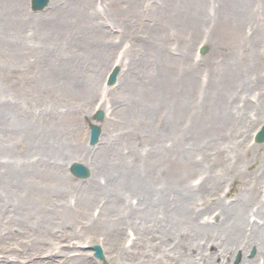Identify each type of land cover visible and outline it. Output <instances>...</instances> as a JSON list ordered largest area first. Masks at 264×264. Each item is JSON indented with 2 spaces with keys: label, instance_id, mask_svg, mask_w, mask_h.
<instances>
[{
  "label": "rangeland",
  "instance_id": "374dc122",
  "mask_svg": "<svg viewBox=\"0 0 264 264\" xmlns=\"http://www.w3.org/2000/svg\"><path fill=\"white\" fill-rule=\"evenodd\" d=\"M90 1L80 18L73 0H49L38 11L30 9V0H17L1 15L0 190H10L11 199L0 201V264H102L90 249L96 243L107 264H120L102 193L85 210L83 201L75 203L88 190H124L127 172L138 186L146 178L158 190H199V222L215 225L218 205L237 203L238 195L251 197L245 203L251 219L264 220V140H253L264 123V79H256L264 76V0H203L204 10L198 11L195 0L193 21L178 24L166 20L164 11L183 8L186 0H119L115 6ZM102 26L113 44L93 47L91 37ZM152 43L159 63L154 76L141 91L127 93L121 86L126 76L156 65L146 56ZM202 45L206 49L199 53ZM114 64L120 72L107 85ZM135 65L140 70L132 73ZM95 109L105 114L99 140L90 145L88 123ZM6 114L21 121L10 128L15 133L9 140L3 137ZM112 153L117 158L111 159ZM92 157L97 167L88 177L69 172L72 161L94 167ZM114 160L125 163L123 173ZM108 183L119 185L111 189ZM24 195L27 199H20ZM24 206L50 209L39 210L41 218L35 212L23 215ZM248 228L244 241L251 237ZM120 229L125 242L135 240L130 228ZM208 235L224 237L210 227ZM255 235L263 244L258 254L255 244L213 245L214 262L253 258L252 264H264V235ZM151 239L146 249L154 242L162 248L159 235ZM51 249L57 253L49 258L43 251ZM160 250L151 262L137 263L153 264L162 257Z\"/></svg>",
  "mask_w": 264,
  "mask_h": 264
},
{
  "label": "bare ground",
  "instance_id": "6f19581e",
  "mask_svg": "<svg viewBox=\"0 0 264 264\" xmlns=\"http://www.w3.org/2000/svg\"><path fill=\"white\" fill-rule=\"evenodd\" d=\"M16 1L17 0H0V20H2L1 15L7 12V10L13 8ZM118 1L119 0H106V4L115 6L118 4ZM90 2V0H73L74 8H72V10H76L80 18L82 13H87V10H89L91 4ZM164 2L168 4H175L174 0H164ZM194 2L195 0H186V4L180 3L183 8L178 5V7L175 6V8H169L168 13L165 10V19L169 21L170 17V19L172 18L174 22H177V24L181 23L182 20L186 18L193 21V18L190 16L192 15V11L195 7ZM196 8L197 11L199 9L204 10L203 0H199V2L197 1ZM229 9L231 10L232 7H229ZM219 10L220 8L218 6L217 12H219ZM183 11H185V13L182 15ZM6 25L10 26L9 23H6ZM6 34L7 37L8 33L6 32ZM90 41L93 47H98V45L110 46L113 44V37L111 33L102 26L99 28L98 34L93 35ZM150 47L152 49H148L146 56L149 54V59L153 57V61L156 62V65L153 66L151 63V67L149 68L148 66V68L144 71H141L138 65L131 67L132 73L137 69L140 71L133 74L132 77L126 76L124 81L121 83V86L127 93L132 94L136 90L141 91L151 82V79L154 76V70L159 63L156 59L157 56L154 54L155 43H152V45L150 44ZM158 50L159 55L161 56L162 49L158 47ZM137 73H140V76H138ZM256 77V79H264L263 75H257ZM136 83H142L143 85L142 87L137 88ZM19 122L21 121L16 116L11 117L10 115L9 117L6 114L3 125L5 126V131L3 133L5 140H9L13 135L12 133H15L12 132L10 128H19ZM26 128L28 129V127ZM22 131L25 132V128H22ZM43 147L47 148L48 146ZM43 155L46 160H50V156L46 153L40 154L39 157H42ZM110 156L111 159L112 157L117 158L114 153ZM91 159L93 164L97 162V159L94 157ZM113 162L120 168V170L122 169L123 173V166L125 163H122L120 160H114ZM113 162H111L112 167H114ZM96 167V164L94 167H89L90 175ZM131 170L136 171L135 168H130L128 171L131 172ZM98 172V170L95 171V176ZM127 174L128 176L125 177L126 181L125 187L123 188L124 190H105L108 194L102 190L99 192L88 190L86 191V194H82L80 197H77V202L75 203V205H80V202L83 201L82 207L85 210L86 205L102 193V198L105 200L102 208H106V210L108 209V211L105 209H102V211L104 215L108 213V216H112L114 223V228L112 230L116 233L113 234L112 231L110 232L111 248L122 257L119 259L120 264H140L137 263L139 262V258H144L145 262H151V257L153 258V253L156 248L158 250L161 249L160 253L162 257H160L159 260L154 261L153 264H225L224 259L218 263L214 262L216 253L209 250L213 245L218 248L223 247V249L232 245H235V247L240 245L243 249H246L248 246L255 244L257 254L261 249H263L262 240L255 234L264 235V220L257 222L254 219H251L249 215L251 210L247 209L245 205L246 200L251 199L249 195H244V198L241 197V195H238L235 200L237 203L231 201L227 204H219L218 216L220 219L215 223V225H212L203 223L202 221L199 222V216L196 215L199 212L196 205L198 197L197 193L199 190H193L192 188V190H158V187L154 182L146 183V178L141 181L138 186L135 183L137 179L131 176L128 172ZM108 184L114 185V188L111 189H115V187L119 185L118 183ZM173 185H178L177 177L173 179ZM136 186H138L139 190H128L130 187L132 189H136L134 188ZM250 191L256 192L255 190ZM0 192L3 194V196H0V201L11 199V195H8L10 190H0ZM20 199H27V196H20ZM212 199L213 198H211V200ZM217 201L221 200H214V202ZM256 201L260 202L262 200L257 199ZM62 205H64V203H62ZM72 208L74 207L70 205V209ZM22 209L23 215L25 213L30 215L28 212H32V214L35 212V216H40L38 213L39 210H49L50 208L42 206L37 210H30V208L24 206ZM52 209H57V207L53 206ZM257 211L261 213L263 212L261 208L257 209ZM62 215L63 214H59L57 219H61ZM121 227H124L125 229L130 228V231H132L135 235V240L129 242L130 244L127 241V243L125 242L128 237L122 234V230L120 229ZM209 227L217 228V233L224 235L223 239H219V241H217L216 239L210 237L208 235ZM247 227H249L248 229L251 231L249 234L251 237L244 241L242 231H245ZM158 235L161 238L160 241H162V248L154 242L149 244V248L146 249L145 245L151 242V237L155 239ZM197 237H201V240L197 239ZM210 238H212V240ZM168 246L170 247L168 248ZM42 248L43 246L38 248L37 256H41L40 249ZM44 251V255H47L49 258L57 253L53 249L50 251L48 250V252ZM245 260L246 263L243 261L242 264H252L254 262L253 258Z\"/></svg>",
  "mask_w": 264,
  "mask_h": 264
},
{
  "label": "water",
  "instance_id": "95a60500",
  "mask_svg": "<svg viewBox=\"0 0 264 264\" xmlns=\"http://www.w3.org/2000/svg\"><path fill=\"white\" fill-rule=\"evenodd\" d=\"M49 0H31V8L34 10H38L43 8ZM205 48H203L204 50ZM119 70L118 66H115L112 71L110 72L107 82L108 84H111L115 81L116 79V74ZM104 115L103 110H97L95 114L93 115V118H96L97 120H101ZM90 143H94L97 141L99 133H100V126L95 123H90ZM264 139V125L262 126L261 130L257 133V140L262 141ZM70 171L78 176V177H86L89 175V168L77 161H73L70 166H69ZM92 249H94V255L98 257L99 259H104V254L102 251V248L99 244H93L91 246ZM102 264H107L105 260H103Z\"/></svg>",
  "mask_w": 264,
  "mask_h": 264
}]
</instances>
